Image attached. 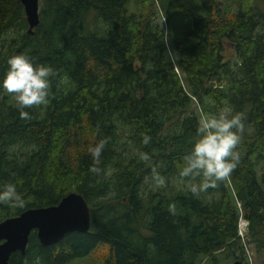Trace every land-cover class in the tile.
Segmentation results:
<instances>
[{
	"label": "trees",
	"instance_id": "trees-1",
	"mask_svg": "<svg viewBox=\"0 0 264 264\" xmlns=\"http://www.w3.org/2000/svg\"><path fill=\"white\" fill-rule=\"evenodd\" d=\"M157 1L170 45L149 0L138 12L128 11L130 0H39L32 32L21 0H0V189L14 183L26 201L0 205V220L71 190L90 208L86 232L44 245L33 229L9 264H64L99 243L114 264H227L243 259L239 211L264 245V0ZM20 54L56 73L49 102L25 109L30 120L2 87L8 59ZM220 112L246 117L240 161L228 184L193 195L179 172L200 120ZM104 139L95 176L89 148ZM141 152L166 187L155 186Z\"/></svg>",
	"mask_w": 264,
	"mask_h": 264
},
{
	"label": "clouds",
	"instance_id": "clouds-1",
	"mask_svg": "<svg viewBox=\"0 0 264 264\" xmlns=\"http://www.w3.org/2000/svg\"><path fill=\"white\" fill-rule=\"evenodd\" d=\"M7 63L9 69L3 79L2 87L5 93L14 97L20 118L30 120L31 116L25 109L46 105L49 102L50 77L56 73L49 66L35 65L24 54L12 56ZM245 119L243 113L230 116L226 112H220L218 115L204 116L200 120L197 127L199 138L194 142L191 151L185 155V166L179 172L182 179H188L187 188L193 195L217 188L219 183L228 179L236 169L240 161L236 149L242 141ZM150 142L151 137L142 134V143L148 145ZM107 143L108 140L104 139L89 148L93 159L89 172L95 176L103 174L104 170L99 165ZM139 159L151 167V179L155 186L166 187L165 178L152 165L149 154L141 152ZM197 177H202L199 184L192 182ZM0 205L24 208L26 201L18 193L16 185L8 183L0 189ZM168 210L175 215L174 204L170 205Z\"/></svg>",
	"mask_w": 264,
	"mask_h": 264
},
{
	"label": "water",
	"instance_id": "water-1",
	"mask_svg": "<svg viewBox=\"0 0 264 264\" xmlns=\"http://www.w3.org/2000/svg\"><path fill=\"white\" fill-rule=\"evenodd\" d=\"M32 32L39 22V0H21ZM90 227V208L83 195L75 190L64 194L54 204L28 207L16 215L0 220V264H9L14 251L24 252L31 230H36L38 240L49 245L58 242L71 231L86 232ZM229 264H243L236 258Z\"/></svg>",
	"mask_w": 264,
	"mask_h": 264
},
{
	"label": "rangeland",
	"instance_id": "rangeland-1",
	"mask_svg": "<svg viewBox=\"0 0 264 264\" xmlns=\"http://www.w3.org/2000/svg\"><path fill=\"white\" fill-rule=\"evenodd\" d=\"M149 2H152V7L156 11L155 20L161 21L162 25L165 29V20H164V13L160 10L159 4L157 0H149ZM182 2L183 0H177V3ZM144 3V0H130V3L128 5V11H140L142 8V4ZM259 7L261 11L264 12V1H260ZM199 7H196V10H198ZM185 11H180V15L184 14ZM264 22V21H263ZM264 24V23H263ZM179 33H184V25L182 24L179 26ZM165 33L167 36V44L170 45V39L168 36V31L165 29ZM224 54L225 57H229L231 60L235 59V51L233 48V44L229 41V39L224 40ZM175 62H177V59L174 58ZM264 163L258 166V174L261 173L263 170ZM225 182L227 184L229 181L226 179ZM233 201L235 202V197L233 195ZM237 206H240L239 201L236 200ZM241 211H239V217H238V234L240 235L241 240L243 241V264H264V245H259L256 240H254L252 237H249V234L247 233V226H248V220L243 217ZM244 222V224H243ZM243 224V225H242ZM264 229V226H263ZM262 241L264 242V232L261 236ZM114 261L112 260V257L110 255V247L106 243H99L91 252L88 254L83 255H77L71 257L67 262L64 264H114ZM206 263V257H203L202 261L199 264H205ZM230 263V262H229ZM227 263V264H229Z\"/></svg>",
	"mask_w": 264,
	"mask_h": 264
},
{
	"label": "flooded vegetation",
	"instance_id": "flooded-vegetation-1",
	"mask_svg": "<svg viewBox=\"0 0 264 264\" xmlns=\"http://www.w3.org/2000/svg\"><path fill=\"white\" fill-rule=\"evenodd\" d=\"M18 251V250H17ZM15 252V251H14ZM13 253V252H12ZM11 255V254H10ZM10 257V256H9ZM9 261V260H8Z\"/></svg>",
	"mask_w": 264,
	"mask_h": 264
},
{
	"label": "built area",
	"instance_id": "built-area-1",
	"mask_svg": "<svg viewBox=\"0 0 264 264\" xmlns=\"http://www.w3.org/2000/svg\"><path fill=\"white\" fill-rule=\"evenodd\" d=\"M243 224H244V222H243Z\"/></svg>",
	"mask_w": 264,
	"mask_h": 264
},
{
	"label": "bare ground",
	"instance_id": "bare-ground-1",
	"mask_svg": "<svg viewBox=\"0 0 264 264\" xmlns=\"http://www.w3.org/2000/svg\"><path fill=\"white\" fill-rule=\"evenodd\" d=\"M243 225V224H242Z\"/></svg>",
	"mask_w": 264,
	"mask_h": 264
}]
</instances>
